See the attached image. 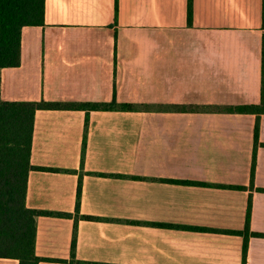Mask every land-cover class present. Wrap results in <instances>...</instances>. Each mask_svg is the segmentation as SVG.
Instances as JSON below:
<instances>
[{
  "label": "crops",
  "instance_id": "crops-1",
  "mask_svg": "<svg viewBox=\"0 0 264 264\" xmlns=\"http://www.w3.org/2000/svg\"><path fill=\"white\" fill-rule=\"evenodd\" d=\"M263 5L46 0L2 100L146 109L36 112L26 207L71 214L38 217L40 264H70L76 228L75 264H264V114L215 110L261 103Z\"/></svg>",
  "mask_w": 264,
  "mask_h": 264
},
{
  "label": "trees",
  "instance_id": "trees-1",
  "mask_svg": "<svg viewBox=\"0 0 264 264\" xmlns=\"http://www.w3.org/2000/svg\"><path fill=\"white\" fill-rule=\"evenodd\" d=\"M264 7V5H263ZM46 0H0V87L1 71L19 67L21 64V32L26 26H45ZM116 8V16H117ZM193 19V0H188V21ZM264 20V16H263ZM117 38V31L116 36ZM262 92L259 105L218 107L225 113L264 114V44L262 58ZM146 109L142 105L110 103H62V102H14L4 101L0 94V259H13L19 264H40L46 259L35 252L37 219L39 216L70 217L71 214L49 213L26 207L28 177L31 165L34 118L39 110H84L91 111H134ZM207 108L184 105L172 106L171 110L192 112ZM89 119H87V123ZM259 142V123L255 128V154L252 176L256 165ZM185 183V182H183ZM205 185L203 183H190ZM82 183L78 187L77 210L79 211ZM249 217V214H248ZM76 218V225H77ZM248 228V227H247ZM249 229L246 231V236ZM255 236H262L254 234ZM77 228L72 242V260L75 264Z\"/></svg>",
  "mask_w": 264,
  "mask_h": 264
}]
</instances>
